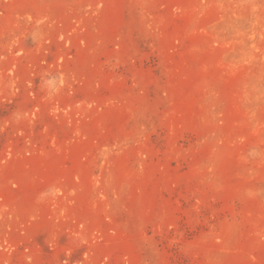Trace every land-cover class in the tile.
<instances>
[{"label":"rangeland","instance_id":"1","mask_svg":"<svg viewBox=\"0 0 264 264\" xmlns=\"http://www.w3.org/2000/svg\"><path fill=\"white\" fill-rule=\"evenodd\" d=\"M0 264H264V0H0Z\"/></svg>","mask_w":264,"mask_h":264}]
</instances>
